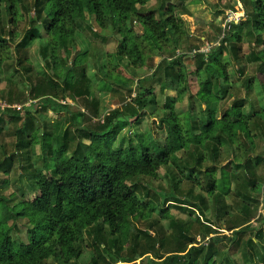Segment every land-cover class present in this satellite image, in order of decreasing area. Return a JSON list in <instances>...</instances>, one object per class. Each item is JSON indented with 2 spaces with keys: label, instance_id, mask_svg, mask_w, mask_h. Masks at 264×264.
Returning <instances> with one entry per match:
<instances>
[{
  "label": "trees",
  "instance_id": "1",
  "mask_svg": "<svg viewBox=\"0 0 264 264\" xmlns=\"http://www.w3.org/2000/svg\"><path fill=\"white\" fill-rule=\"evenodd\" d=\"M185 1L163 0L156 10L147 8L149 0H0V73L12 67L10 82L20 71L31 73L35 43L42 61L33 78L8 91V106L0 105V174L9 177L2 185L12 174L20 176L19 193L0 195V264H81L87 238L94 248L89 264H218L222 240L233 244L228 262L239 254L243 264H264V213L258 215L259 207L264 210V149L257 152L264 147V0H240L245 19L218 27L219 44L207 53L189 42L175 15ZM93 27L117 38V69L161 58L151 75L138 80L111 77L102 62L104 79L135 91L130 103L107 114L91 96V42L83 33L97 36ZM13 53L18 58L8 63ZM191 56L196 94L185 64ZM155 81L165 95L162 107ZM112 83L100 91L112 92ZM5 93L0 91V103ZM187 95V109L178 112ZM68 99L82 100L88 112H73ZM227 99L233 104L223 109ZM27 101L34 103L13 107ZM50 112L69 115L54 126L56 134ZM146 115L158 117L163 140L152 128L139 133ZM7 135L14 139L10 153L2 144ZM226 147L231 161L222 165ZM161 178L167 185L161 190L145 182ZM173 207L195 217L209 243L192 234L193 221L169 220ZM129 219L145 227L136 226L125 245L121 227ZM223 224L231 236L215 228Z\"/></svg>",
  "mask_w": 264,
  "mask_h": 264
},
{
  "label": "rangeland",
  "instance_id": "2",
  "mask_svg": "<svg viewBox=\"0 0 264 264\" xmlns=\"http://www.w3.org/2000/svg\"><path fill=\"white\" fill-rule=\"evenodd\" d=\"M32 0H28L30 3ZM163 0H149L147 4V8L149 9H156L158 10L160 6L162 5ZM170 2L179 4L180 0H170ZM232 6H234V9H232ZM237 6V5H236ZM244 7V6H243ZM235 0H186L183 6H179V8L176 9L175 15L177 18H180L184 21L185 23V30H187L190 35L189 42L192 43L193 45L199 46L200 48H203V50H208L210 46H212L213 43H217V36H218V30L217 28L224 25L225 20L227 18V13L229 11H235ZM135 30L138 33H141V27L139 25H134ZM27 28V23L23 22L20 27V31H25ZM94 32L97 33V36L94 35L93 32L86 31L83 33V38H87V41L91 42V48H90V54H89V76L92 80V85H91V96L98 98L100 100V112L101 114H107L111 110L116 109L118 107H121L124 103V101L127 100L128 103L135 97V91L132 93L129 92L128 88L125 87H118L117 84H113L112 81L110 82L107 79H104V73L100 71L101 64H105V70L104 72L111 71L109 75L114 78H117V75H121L125 78H130L131 76H136V80L140 78H145L149 75H151L154 72L155 66H157L161 58L159 56L152 57L149 61V64L146 65L145 67L142 68H137V69H127L122 67H119L118 69L115 68V65L117 64V61L115 60L114 53L116 51L117 47V38L115 37H110L111 34L109 30L103 31V32H98L96 31L97 27H93ZM109 33V34H107ZM106 38V39H104ZM15 46V45H14ZM39 44L35 43L33 47L29 50V57L30 60L33 64V71L31 73H25L20 71V73H16L15 77L12 82L8 81V77L10 76L12 72V67H9V70L5 68L3 73H0V91H4L5 93V102L0 103L2 106H7L9 103L7 102V97H8V91L13 88L14 91L18 90L16 88V84L20 83L23 79H27V76H32L34 77L35 73L39 70L40 65L42 64L41 57L39 55ZM251 48L249 45H245V51L248 52L250 51ZM8 53V52H7ZM6 53V54H7ZM5 53L4 55L7 56ZM16 58H18V55L15 56V53H13V59L12 61H9L8 63H15ZM101 61H99V60ZM185 64L188 68V73H189V81H191L190 85V91L192 94H196L198 91V84H196V78H195V71H196V63L193 57L191 56L190 58L187 57L185 59ZM15 65V64H14ZM13 66V65H12ZM17 67V66H15ZM14 67V68H15ZM211 69V68H210ZM11 72V73H9ZM252 73L254 72L253 70L251 71ZM235 75V74H234ZM104 79V80H103ZM34 80V79H33ZM264 82V79L261 80ZM10 82V83H9ZM110 82V83H109ZM156 83H152V85L156 89V94H157V99H158V104H160V107L163 106V101H164V92L160 90V82L155 81ZM113 84V91L112 92H101L100 91V86L102 87H107L109 84ZM147 86L150 85V83L146 84ZM21 90L23 89L24 86H20ZM136 87L133 86V89ZM242 91V90H241ZM242 95H244V92H241ZM240 93V94H241ZM174 96H178L176 93H168ZM235 96H239L238 92L236 91L234 93ZM234 98V97H233ZM34 103V101H27V102H20L15 104L14 106H21V107H29L31 103ZM68 104L71 105L72 111L76 112L78 109L81 110H86L85 109V104L82 100H77V101H72L70 99L66 100ZM189 102V96H183L180 100V102L176 105L177 106V111L178 112H183L187 109ZM233 102L227 101L224 103L222 102V108L226 109L230 105H232ZM200 110L198 108L197 113H199ZM90 113V112H89ZM49 114V113H48ZM63 116V117H62ZM66 115H61V117L58 115H55V113L50 112L48 120L49 124L53 123L54 126H58L59 123H64V120L66 118L69 119V115L65 117ZM156 116H150L146 115V117L143 118V121L141 125L138 127L139 133H145L146 130L153 129L154 130V136L158 139L163 140L166 136V131L162 130L160 131L158 129V122L159 121ZM68 119L65 120L68 121ZM202 120V119H201ZM156 123V124H155ZM50 126V125H49ZM136 129L134 126L130 127V130ZM53 132L56 134L57 130L55 127L53 128ZM126 130V129H125ZM5 146V149L8 153H10L13 149L14 146V139L10 137V135L5 136L4 140L2 141ZM3 149V148H2ZM264 149V147H260L257 152H261ZM225 150V155L223 159L221 160L222 165H226L231 161V150L229 147L224 148ZM38 153L40 152V148L37 147ZM262 174L264 173V167L261 168ZM160 174H164V170L160 171ZM0 195H3L5 197H8L9 195L13 194L14 192H18V178L20 177L18 174H12L10 175V183L8 185H2V181L6 177L3 174H0ZM145 182L150 184V187L153 191L155 190H161V188H166V181L164 179H158V180H152V179H146ZM235 184L232 185L231 188H235ZM187 186H185L186 188ZM196 193L198 190L195 191ZM228 202L232 203L231 200ZM237 208V207H236ZM263 214V210L261 207L258 209V215ZM68 214H70L68 212ZM210 217V214H208ZM177 218L185 222H190L193 221L194 224V229L192 230V234L197 236V239L201 241L202 243H209L208 239L206 241H202V237L199 235V226L195 221V217H190L188 212H185L179 208H171V215L169 216V220H172L171 218ZM165 221L164 224L165 226L169 229V223L168 221ZM20 228L22 229V235H25V228L22 224H19ZM140 227L144 228L145 223L144 222H134V220H127L123 223L121 227V235H122V240L125 245L128 244L129 242V236L132 232H134L135 227ZM221 228L215 227L216 229H219V232H221L222 235L226 236H231V232L227 230V226L225 224L220 225ZM87 244H89V247H86V253L84 254V259L83 262H80L81 264H89L90 261V250L94 251V248L92 247V241L90 238H87ZM221 250L223 251L224 256L219 258L217 263L218 264H243V260L240 258L239 254L236 255H230V262L226 260V253L227 249L229 247H233V244L229 242L228 240H222V245H221ZM235 252V250L233 249ZM231 253H233L231 251ZM106 256V255H105ZM140 261V260H139ZM138 261V262H139ZM48 264H58V262H54L53 260H50ZM60 264H65L63 261L60 262ZM76 264V263H73ZM99 264H104L102 260L99 261ZM118 264H126L124 262H119Z\"/></svg>",
  "mask_w": 264,
  "mask_h": 264
},
{
  "label": "built area",
  "instance_id": "3",
  "mask_svg": "<svg viewBox=\"0 0 264 264\" xmlns=\"http://www.w3.org/2000/svg\"><path fill=\"white\" fill-rule=\"evenodd\" d=\"M244 19H245V11H244V8L240 5L239 7H237V9L235 11H229L227 13V18H226L223 26H224V28H226V27L230 26V24L239 23ZM218 44H219V41L215 45H218ZM210 48H211V46L209 47V49L207 51L203 50V48H201L199 50V52L200 53H207L210 50ZM194 53H196V51H194ZM2 107H5V106H2ZM13 107L18 109V110L22 109L21 106H13Z\"/></svg>",
  "mask_w": 264,
  "mask_h": 264
},
{
  "label": "crops",
  "instance_id": "4",
  "mask_svg": "<svg viewBox=\"0 0 264 264\" xmlns=\"http://www.w3.org/2000/svg\"><path fill=\"white\" fill-rule=\"evenodd\" d=\"M238 1V3L237 4H235V8L237 9V7H239L240 5L243 7V4L240 2V0H237ZM237 5V6H236ZM244 8V7H243ZM244 11H245V9H244ZM222 26H223V24H222ZM262 83V81H261V79H259V84H261ZM261 146H263L262 144H261ZM263 168V167H262ZM260 174H262V171L260 172ZM263 213H264V210H263Z\"/></svg>",
  "mask_w": 264,
  "mask_h": 264
}]
</instances>
